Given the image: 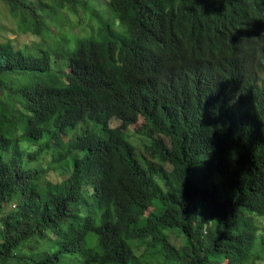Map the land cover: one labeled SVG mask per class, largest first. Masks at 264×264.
Wrapping results in <instances>:
<instances>
[{"label":"trees","instance_id":"trees-1","mask_svg":"<svg viewBox=\"0 0 264 264\" xmlns=\"http://www.w3.org/2000/svg\"><path fill=\"white\" fill-rule=\"evenodd\" d=\"M0 1L42 38L0 42V264L251 259L264 228V0ZM68 12L85 36L67 33ZM140 117L153 159L127 134ZM203 163L233 196L195 179Z\"/></svg>","mask_w":264,"mask_h":264},{"label":"rangeland","instance_id":"rangeland-1","mask_svg":"<svg viewBox=\"0 0 264 264\" xmlns=\"http://www.w3.org/2000/svg\"><path fill=\"white\" fill-rule=\"evenodd\" d=\"M43 2L50 4L51 0H43ZM109 0H93V5H99V6H107L108 5ZM79 15L82 17L84 16V12L81 11L79 9ZM110 16V15H106V18ZM73 13L68 12L67 16H66V24L68 27V31L67 33L69 35H80V36H85L86 33L88 32V28L89 27H73L71 20L73 18ZM95 20L93 21V26L96 27L95 24ZM7 38L12 39L15 41L16 46L20 49L22 48L25 44L28 45H34L36 42H42V38L40 37H35L33 36L32 33H22L19 31L18 29V25H17V21L11 17L10 15V10H9V6L5 3L0 1V42L5 41ZM62 36H60L59 38H57V40L55 42L52 43V47H59L61 45L62 42ZM35 42V43H34ZM144 118L140 117L139 119V123L135 126L130 127V129L128 130L127 134L130 136L131 140L134 142V144L136 145L137 149H139L138 152H140L141 155L149 158V159H153L150 155V153L148 151L145 150L146 145L149 143V139L146 137V135L143 133V129L142 126L144 125ZM113 127H117L120 126V123L117 121H113L112 125ZM79 133H81V129L78 128L77 130H75V132L73 131V137H76ZM65 140H71L68 137L64 136ZM41 143H43V141H41ZM165 166L169 169H172V165L170 164H165ZM204 167H207L205 165V163L200 164L197 167V171L195 173V179L200 182L201 184L207 186L210 185L213 188H216L218 191V196L220 199L226 200L228 198H230L231 196H233V190L229 187H227L226 185H224L223 183H217V185L215 186V182L212 181L211 177H212V173L210 171L205 172L204 171ZM214 167L216 168V166L214 165ZM212 171H215V169H212ZM218 172V171H216ZM50 179L56 182H61L62 177L60 176H50ZM12 209V207L7 206L5 208L4 214L6 215L7 213L10 212V210ZM264 220L263 217H260L258 225H260L261 227L264 226V223L261 221ZM262 222V223H261ZM210 233V230L207 229V234ZM258 233H261L260 235H258ZM256 235H257V240L255 242V245L253 247L252 250V254H251V259H249L246 263L244 264H264V262L262 260H260L261 258H264V252H263V246L261 245V239L262 236L264 235V228L262 230H257L256 231ZM185 242V237L182 236V234L179 236V241L178 244L180 246V248L182 247V245ZM254 259V260H253ZM259 259V260H257Z\"/></svg>","mask_w":264,"mask_h":264},{"label":"clouds","instance_id":"clouds-1","mask_svg":"<svg viewBox=\"0 0 264 264\" xmlns=\"http://www.w3.org/2000/svg\"><path fill=\"white\" fill-rule=\"evenodd\" d=\"M130 129V128H129ZM128 132V131H127ZM130 137V136H129ZM261 233H258V235H260Z\"/></svg>","mask_w":264,"mask_h":264}]
</instances>
